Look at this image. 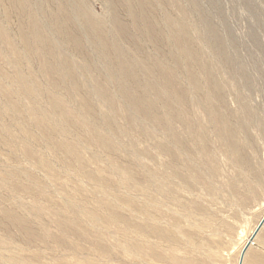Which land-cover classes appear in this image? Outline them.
<instances>
[{
    "label": "rangeland",
    "instance_id": "rangeland-1",
    "mask_svg": "<svg viewBox=\"0 0 264 264\" xmlns=\"http://www.w3.org/2000/svg\"><path fill=\"white\" fill-rule=\"evenodd\" d=\"M109 1L18 0L21 5L17 6L0 0V24L21 53L20 31L26 28L28 14L35 13L45 36L55 44L52 62L57 70H62V62L67 60L76 71V79H57L58 97L78 117L89 121L95 133L107 137L111 148L106 150L105 143L89 132L53 121L46 97L33 100L30 96L40 112L32 110L26 97L18 102L17 111L12 110L9 99H17L14 80L18 73L33 74L42 89L48 88L49 81L34 56L16 65L0 37V128L10 129L8 135L0 133V178L19 184L15 191L0 187V209L12 210L28 221L29 229L37 235L32 240L18 225L3 222L0 264H20L13 259L16 257L26 259V264H179L178 259L185 257L191 259L190 264H235L239 249L264 213V0H147L146 7L136 0ZM140 11L146 17L142 18ZM83 12L100 23L110 44L119 47L115 51L129 60L132 74L145 80L143 86L132 88L136 97L146 103L154 97V90L160 92L155 105L148 108L147 118L119 92L118 75L110 70L116 55L111 49L97 47L84 24ZM144 18L151 20L153 35L144 28ZM117 21L127 30L115 38ZM181 25L188 28L194 51L215 74L210 71L208 75L198 64L193 65L196 88L189 85L190 71L184 64L189 60L177 48ZM61 27L68 30L71 40ZM158 38L159 43L155 42ZM143 58L174 70L189 102H175L173 107L190 118L192 129L203 127L213 166L187 125L178 118L168 120L162 107L171 91L165 89L156 69L145 71ZM99 79L124 111L116 114L97 96ZM209 79L216 84L215 95ZM146 81L154 90H142L148 86ZM1 88L9 90L11 98H5ZM217 118L233 133L236 153L220 139L214 124ZM39 121L62 129L59 139L73 144L76 161L40 136ZM168 126L184 138V147L173 144ZM23 144L32 148L33 157L23 155ZM171 161L183 182L173 170L168 171ZM127 167L135 169L140 178H131ZM83 172L89 173L88 177ZM159 185L169 194L160 191ZM106 193L123 219L112 222L100 207ZM145 201L152 206L150 212L139 205ZM37 205L54 206L61 217H73L79 225L87 223L94 234L85 237L61 229L49 213L35 217L32 213ZM251 243L264 258L260 238Z\"/></svg>",
    "mask_w": 264,
    "mask_h": 264
},
{
    "label": "bare ground",
    "instance_id": "bare-ground-1",
    "mask_svg": "<svg viewBox=\"0 0 264 264\" xmlns=\"http://www.w3.org/2000/svg\"><path fill=\"white\" fill-rule=\"evenodd\" d=\"M10 1H12V3H14L15 5L18 4V0H10ZM127 1L134 2L133 0H127ZM136 1L139 2L140 5L145 3L143 6H145V5L148 6L146 4L147 0H136ZM119 2H117L118 6L120 4ZM123 2H125V1H123ZM109 3H110V1H109ZM113 3L111 2L110 4H113ZM129 3L130 2H128V4ZM137 4L138 3H136V5ZM139 4H138V7H139ZM131 5H133V4H131ZM113 6L115 7L114 4H113ZM12 7H14V6H12ZM119 7H121V5ZM145 7L142 9H145ZM115 8H118L117 5ZM15 9H17V8H15ZM138 10H141V9H138ZM129 11H131V10H129ZM140 12H141V17H142L143 11H140ZM20 13H21V11H20ZM131 13H132V11H131ZM183 13H182V16L179 15L181 18L185 17V13H184V16H183ZM135 14L136 13H134V15ZM144 14H147V13H144ZM23 15H24V13H23ZM81 15H82V17H84V22H85L84 24L88 27L89 31H91V34H92L91 37H93V41L97 44V47H99V49L101 48L102 50L111 49L116 55V59L110 64V70H114V72L118 75L119 88H120L119 92L121 93L122 96L125 97V99L128 101L130 106L139 115H141L143 118H147L149 116L148 108L155 105L156 100L159 99L160 92L154 90L151 86V83H148L146 81L148 83V86L146 85L147 87H144L145 89H142V90L153 89L154 90V92H153L154 97H152V99L146 103L141 101V99L137 98L136 95L133 93L132 88L134 86L137 87V85L143 86V83L145 80H143V78L139 74L137 76L132 74L133 68H132V66H130L129 60L126 58V56L124 57L123 56L124 54L121 53L118 49L115 51L116 48H119L118 46H113L112 44H110L107 41V38L105 37V35L103 33V29H102L100 23L95 21L94 19H91L90 16L88 15V13L83 12V13H81ZM36 17L37 16L35 15V13H29L27 16V23H25L26 28L24 30L22 29L23 32L20 31V33H22L20 39H21V43L23 44V48H24L23 49L24 51L22 53L19 52L18 49L10 43V41L8 39L7 30L1 24H0V37H1L2 42L4 44L8 45L11 57L13 59V62L16 65L18 63L23 62L24 60H27L29 56H34L35 58H37L40 61V66H39L40 72L42 73V75H44L48 79L49 86L47 89H42L40 87V85L37 83V80L35 79V76L33 74H31V73H29V74L18 73L17 76L15 77V80H14L15 84L18 86L17 90H16L17 99L16 100L9 99L10 100L9 106L11 107L12 110L17 111L19 109V103L18 102L25 97L29 98L30 102L33 100H36V98L41 97V96L46 97L49 100L51 112L54 116V119H52L53 121L54 120L58 121L59 124H61L63 127H68V128L73 127V128H75L79 131H82V132H89L93 137L97 136L99 138V142L103 141L105 143L104 148L108 151H111L109 142L107 141L108 138L95 133V131L92 127V124L89 121H86V120L78 117L74 113V111L68 106V103H66V101H64V99L62 100L60 97H58L56 90L57 89L59 90L60 87H59V84L57 82V79L59 77H60V79H63V78L76 79V71H74L75 69L73 68V66H71V64L69 62H67V60H63V62L61 64V69L63 70V74H62V76H60L62 70L58 71L57 68L55 67L54 62H52L55 59L54 57L56 56V52H57L56 48H55V44L53 42H51L48 37L45 36L44 31L42 30L40 24L38 23V19ZM143 17H146V16L143 15ZM139 18H140V16H139ZM144 19L145 20L141 21V22H145L144 28L146 29L147 33H149L151 35L152 33H154L152 23L150 22L151 20L149 21L148 18H144ZM165 21H166V23L169 22L167 18L165 19ZM58 23L61 24V22H58ZM58 23L56 25H59ZM117 23H119V22L118 21L114 22V30L116 31L115 34L118 33L117 35H115L116 36L115 38H117V36L119 34L122 35L125 32V30H127V29L124 30V26H120V23L119 24H117ZM142 26H143V24H142ZM62 27L60 29H62L61 31L63 32V34H66L67 40H71L72 38H70L71 36L69 35L68 30L65 28H62ZM187 29L188 28L186 27V25H181L177 28V33L179 34V38H180L179 42L177 44V48L181 52L182 56L186 57L189 60V62H184V64L186 65V68H188L190 71L188 74L189 85L191 88H196L198 86V79H197L196 74L194 73L195 69L192 66L195 64H198L199 67L201 69H203L208 75L212 69L209 71V69H208L209 67H207V65H210V64L205 65L204 64L205 62L203 63L201 61L199 54L196 51H194V49L192 48L191 38L188 36L189 33L187 34V31H188ZM121 35H120V38H121ZM156 35H158V33ZM153 38L156 39V37H153ZM149 39H150V37H149ZM155 42L159 43L160 39L158 41L155 40ZM73 43L75 44L74 40H73ZM79 48H81V47H79ZM179 61L176 62V64L177 63L179 64ZM141 62L143 65H145L144 67H145V71H147V73L152 68L154 70L156 69L157 74L159 75V78L161 79L165 89H168L171 91L170 98H168L164 101L165 106L167 107L168 111H166L165 106L162 107V109L165 111V115L167 116L168 120L171 121L173 119L178 118V119L182 120V122L185 125H187V130L189 129V131L192 132L193 139L195 140L196 143H199L201 145L200 146V149H202L201 151H203V153L205 154V156L208 159V162L211 164V162H213L214 159H213L210 151H208L206 148L207 135H206L203 127L201 126L198 129L197 128L192 129L190 122H189L190 118L188 119L186 116H184L180 112L176 111L175 108L173 107V104L175 102H177L179 104H185V102L187 101V91L183 87H182L183 89L181 87H179V85L177 84L178 81L175 80L174 70L171 69L170 67L168 68L167 66H165V64L160 63V61L156 62V61L147 60V59L143 58V60H141ZM191 68L194 69V72H192L193 69L191 70ZM211 74H214V70H213V73L211 71ZM211 79H209L211 81L209 83H211V85H212V87H210V89H211L212 94H214L213 87L215 88L216 84ZM142 80H143V82H142ZM125 82H131L130 84L132 86L130 84L129 85L126 84ZM1 92L4 95V97L7 99L11 95V92L7 89H4V88H1ZM95 93L97 94V96L101 97L103 99V101H106L108 103L109 107L111 108V110H113L115 113H116V111L117 112H120V111L122 112V110L124 111V109H122V106L120 104H118V102H117L118 100L115 98V96L109 90H107L104 87V85L100 79H99V83H96ZM30 96L33 97V100ZM29 101H27V102H29ZM188 102H186V103H188ZM7 103H8V101H7ZM194 103L195 102L193 101L192 104L195 106L196 104H194ZM29 106H31L33 111H35V110H39V112L41 111V108L39 106H36V104H34V102L33 103L31 102V104ZM110 112H112V111H110ZM32 113H34V112H32ZM45 121H47V120H45ZM53 121H51V122L53 123ZM33 122H34V120H33ZM47 122H49V121H47ZM105 122L107 124L110 123L109 119H107V118L105 119ZM214 124H215L216 128L220 131V139L226 143L228 149L230 146L231 150H233V152L236 153L235 137H234L233 133L231 132V130L229 131V128H226L227 126L218 118L215 119ZM38 125H39L38 127H39L40 136L43 139L48 141L54 148H56L57 150L62 152L64 155L70 157L72 160L76 161L78 159V156L75 153L73 144L69 141L59 139V132H61L62 129H58V128L54 127L55 125L54 126L50 125L53 127H49V126H47V124H45L44 122H41V121L38 122ZM192 126H194V124ZM168 131H169V133L173 139V141H172L173 144L179 148L184 147V144L186 143L184 138L176 135L174 133L173 129L170 128L169 126H168ZM0 133L8 135L10 133V129H8L6 126H3L0 128ZM122 133H124V132H122ZM4 144L9 145V141H6ZM162 149L164 151H167L169 153L171 152L172 154H174L173 151L170 148H168L167 146H162ZM22 152H23V155L27 158L33 157V155H34L32 148L30 146H28L27 144L22 145ZM235 157H236L237 161L240 160L238 155L235 154ZM167 169H168V171L173 170L175 172L178 180H181V181L183 180L184 177L181 178V174L178 173L176 166L174 165L173 162L170 163L169 165H167ZM126 171H127L128 175L131 176V178H134V179L140 178V176L137 174L138 172L135 169H133L132 167H127ZM83 173L86 177H88L89 173H86V172H83ZM18 185L19 184L17 181H10V180L4 179L3 177L0 178L1 189L4 188L6 190L9 189L10 191H15V190H17ZM158 189L160 191H164V192L166 191L162 185H159ZM166 192L168 193V191H166ZM106 196L108 197L109 195H107V193H106L103 196V201L100 202V207L105 209V211L109 214L110 220L112 222L123 219L122 216H120V214L118 213V211H117L118 209H116L108 201ZM170 196H173V195H170ZM146 202L147 201H145V204L139 203V205H140V207L143 208V210L150 212V210L152 209V206H150L149 204H147L148 202L147 203ZM49 207H51V208H47V207H44L41 205H37L36 208L33 210L32 214L35 217H40V216H44L45 214L49 213L51 216L49 218L58 227H60L61 229L73 232L77 235L90 237L94 234L88 228L87 223H85L83 225H79V224L75 223V221L72 219L73 217H70V216L69 217H61L57 208H55L54 206H49ZM54 209H57V210H54ZM0 210H1L0 211V213H1L0 225L3 222H7V224L8 223L16 224L22 230L27 232L26 234H28V237L30 239L33 240L37 237V235L33 234L32 231L29 229L28 221H25L22 217L18 216L12 210H6V209H0ZM41 228L45 231L44 226H41ZM149 230L151 232H154L155 229L150 228ZM40 235L43 236V234H41V233H40ZM258 237L260 238V241L262 243H264V213L262 214V216L260 217V219L256 223V225L253 227L250 239H249V237L247 239H245L246 241L243 243V245L239 249L235 264H264L263 263L264 258L263 257L261 258L259 256L261 254L258 255L257 252L251 248V245L253 243V242L251 243V241L254 240V238L256 239ZM247 240H249V241H247ZM2 241L3 240H1V238H0V242H2ZM98 246H99V243H98ZM99 248L101 250H103V248H101V247H99ZM156 253H158V252H156ZM157 255H159V254H157ZM160 255H162V254H160ZM13 259L16 261V263L17 262H19L20 264H26L27 263L26 259H22L19 257H16ZM177 262L179 264H190L191 259L188 257L180 258V259H178Z\"/></svg>",
    "mask_w": 264,
    "mask_h": 264
}]
</instances>
